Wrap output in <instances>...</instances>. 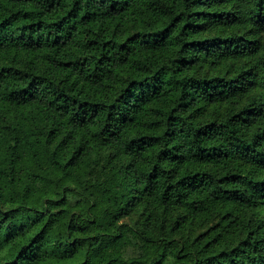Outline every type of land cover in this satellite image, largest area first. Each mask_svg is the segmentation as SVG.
<instances>
[{"label": "trees", "instance_id": "trees-1", "mask_svg": "<svg viewBox=\"0 0 264 264\" xmlns=\"http://www.w3.org/2000/svg\"><path fill=\"white\" fill-rule=\"evenodd\" d=\"M0 264H264V0H0Z\"/></svg>", "mask_w": 264, "mask_h": 264}]
</instances>
